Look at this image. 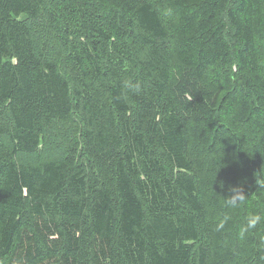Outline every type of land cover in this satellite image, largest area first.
<instances>
[{
  "label": "trees",
  "instance_id": "obj_1",
  "mask_svg": "<svg viewBox=\"0 0 264 264\" xmlns=\"http://www.w3.org/2000/svg\"><path fill=\"white\" fill-rule=\"evenodd\" d=\"M0 264H264V0H0Z\"/></svg>",
  "mask_w": 264,
  "mask_h": 264
},
{
  "label": "clouds",
  "instance_id": "obj_2",
  "mask_svg": "<svg viewBox=\"0 0 264 264\" xmlns=\"http://www.w3.org/2000/svg\"><path fill=\"white\" fill-rule=\"evenodd\" d=\"M233 206H235V205H233ZM223 223H221L219 226H218V230L220 229V228H223ZM256 227V219L255 218H252V217H249V219L247 220V222H246V224H244L243 226H242V229H241V231H242V234L244 233V232H248V231H250V230H252L253 228H255Z\"/></svg>",
  "mask_w": 264,
  "mask_h": 264
}]
</instances>
